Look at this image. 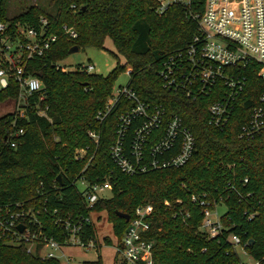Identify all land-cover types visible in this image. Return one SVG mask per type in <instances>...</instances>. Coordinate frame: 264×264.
<instances>
[{"label":"trees","instance_id":"1","mask_svg":"<svg viewBox=\"0 0 264 264\" xmlns=\"http://www.w3.org/2000/svg\"><path fill=\"white\" fill-rule=\"evenodd\" d=\"M50 5L52 12H45L34 2L10 15L9 0H0V21L36 25L43 15L58 36L47 56L31 63V73H41L46 91L43 105L48 107L50 120L32 109L25 110L24 116L15 112L0 116V204L36 203L43 200L37 192L41 187L44 197L60 195V200L53 197L52 206L78 208L87 214L72 183L85 167L82 174L90 182H111L110 196L99 200L94 210L106 211L118 239L127 222L117 211L132 216L140 204L153 206L148 237L154 241V264H237L239 257L226 239L231 233L239 235L247 253L264 264V130L249 138L238 136L257 99L259 79L250 76L227 125L222 130L214 128L207 121L209 98L190 100L180 92L168 91L157 72L163 59L171 51L185 48L196 32V24L183 4L171 3L162 14L155 10L156 0H50ZM191 8L202 10L203 0H193ZM63 24L74 30L75 38L63 33ZM106 39L111 41V53L117 60L108 74L55 66L71 46L105 48ZM126 65L131 67L129 85L139 97L151 105L161 104L166 118L178 114L193 132L195 150L185 165L129 175L111 161L108 147L114 139L117 111L103 122L96 115ZM16 94L14 86L2 88L0 102L12 101ZM19 128L23 132L13 138L15 146H11L9 132ZM89 129L99 131L97 145L89 137ZM86 147V155L75 159V151ZM58 174L62 175V185L56 179ZM55 179L60 187L52 192L50 185ZM204 192L208 199L223 198L222 229L216 237L199 229L201 206L191 196ZM88 230L93 234V226ZM47 231L60 238L55 225L48 226ZM105 240L110 242L108 237ZM0 264L61 262L42 260L27 253L23 245L0 243ZM83 264L102 261L98 258Z\"/></svg>","mask_w":264,"mask_h":264},{"label":"built area","instance_id":"2","mask_svg":"<svg viewBox=\"0 0 264 264\" xmlns=\"http://www.w3.org/2000/svg\"><path fill=\"white\" fill-rule=\"evenodd\" d=\"M192 1L156 0L158 14L165 12L171 3H181L188 8V15L196 24L192 41L185 48L171 51L163 59L157 71L162 86L168 91L180 92L190 100L209 98L207 121L222 130L245 92L250 76L255 75L259 79L258 96L238 133L240 138L252 137L264 130V0H203L202 10L192 9ZM61 29L68 37H76L74 30L66 24ZM57 39V33L51 30L48 18L43 15L39 16L36 25L0 21V89L10 86L17 89L11 110L16 115L24 116L25 110L32 109L50 120L48 107L43 105L45 85L41 76L31 73V63L46 57ZM55 66L65 70L56 62ZM93 68L94 65L88 63L79 64L74 70L92 72ZM115 111L114 139L108 147V154L121 172L140 175L179 168L191 158L196 139L183 119L178 114L166 118L161 104L151 105L143 101L129 82L112 87L96 119L103 122ZM22 132V128L9 132L11 146H15L13 138ZM88 135L97 145L99 131L89 129ZM86 152L87 147L77 149L75 159L83 158ZM84 169L72 183L88 210L87 214L78 208L70 210L52 206L53 197L60 200V195L51 199L44 197L40 187L37 192L43 200L38 199L36 203L12 201L0 204V243L23 245L27 253L42 260H59L61 255L65 256L62 249L66 246H97L93 214L96 219L100 215L94 207L99 200L110 196L112 186L108 179L90 182L82 174ZM56 182L55 179L50 185L52 192L59 191L60 185ZM191 199L201 206L199 229L209 237L218 236L222 223L217 208L223 204L222 196L208 199L204 192L202 196L192 195ZM165 204L169 205V202L165 201ZM152 212L153 206L149 203L135 207L133 215H129L126 221L123 235L115 242L113 264H154V241L148 237L153 224ZM21 224L22 229L19 228ZM54 225L59 229L60 238L47 231L48 226ZM89 226H93V234L88 230ZM226 239L237 255L238 246L249 255L245 250L246 243L241 242L239 235L231 233ZM237 264L250 263L239 258ZM251 264L261 262L254 259Z\"/></svg>","mask_w":264,"mask_h":264},{"label":"rangeland","instance_id":"3","mask_svg":"<svg viewBox=\"0 0 264 264\" xmlns=\"http://www.w3.org/2000/svg\"><path fill=\"white\" fill-rule=\"evenodd\" d=\"M38 3L45 12H52L53 5H50V0H9V13L14 15L20 12L21 8L30 5L32 3ZM21 3V4H20ZM105 48L87 47L79 49L73 53H67L65 56L56 61V63L65 68L66 71H73L77 65H86L92 63L94 68L92 72L106 75L116 65V57L111 53L113 50L112 43L109 39L104 42ZM120 64L124 63V59L119 58ZM130 66L126 65V68L122 70L114 82V87L118 85H124L129 80L128 70ZM11 100L0 102V116L11 112L12 110ZM109 193H107L108 195ZM225 210L223 205L218 206L217 214L220 215ZM99 219H96V215L93 214V221L95 225V238L97 246L92 247H79V246H66L63 247L62 252L65 256H60L59 260L61 264H83L84 261H95L98 258L101 259L102 264H113L116 259L115 255V242L118 239L117 235L112 229V224L108 221L107 213L104 210L99 211ZM108 237L110 242L107 243L105 238ZM238 257L247 263H253L254 258L243 252L242 248H237ZM60 254V252H58ZM69 258V259H67ZM68 261V262H67Z\"/></svg>","mask_w":264,"mask_h":264},{"label":"water","instance_id":"4","mask_svg":"<svg viewBox=\"0 0 264 264\" xmlns=\"http://www.w3.org/2000/svg\"><path fill=\"white\" fill-rule=\"evenodd\" d=\"M78 50H79L78 46H77V45H73V46H71V47L69 48V53H73V52H76V51H78ZM38 75L41 76V73H38ZM56 179L58 180L59 184H61V185L63 184V178H62V175H61V174H58V175L56 176ZM116 214H117L119 217L123 218L125 221H127L128 218H129V214H128V213H125V212H118V211H117ZM19 228L22 229V228H23V225H22V224L19 225Z\"/></svg>","mask_w":264,"mask_h":264}]
</instances>
